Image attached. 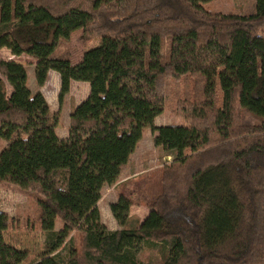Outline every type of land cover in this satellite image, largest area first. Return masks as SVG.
<instances>
[{"label": "trees", "instance_id": "obj_1", "mask_svg": "<svg viewBox=\"0 0 264 264\" xmlns=\"http://www.w3.org/2000/svg\"><path fill=\"white\" fill-rule=\"evenodd\" d=\"M211 1L0 0V50L32 57L40 85L56 71L61 99L71 81L90 84L60 138V112L33 93L24 64L0 56V184L36 194L46 235L29 263L0 210V264H151L146 247L160 264H264V0L250 14ZM77 30L101 42L73 65L62 44ZM168 107L187 123L156 126ZM148 129L174 159L158 192L120 191L111 211L122 228L110 230L102 189ZM136 195L149 209L137 221Z\"/></svg>", "mask_w": 264, "mask_h": 264}, {"label": "rangeland", "instance_id": "obj_2", "mask_svg": "<svg viewBox=\"0 0 264 264\" xmlns=\"http://www.w3.org/2000/svg\"><path fill=\"white\" fill-rule=\"evenodd\" d=\"M257 0H213L205 6L212 11L224 13L250 14L256 10ZM62 51L66 53L73 65H76L82 58L86 48L99 45L100 38L92 37L85 39L84 31L77 30L67 41H63ZM0 56L7 60H15L27 67L29 86L33 93L40 91L51 108L60 112V121L57 133L60 138H66L69 134L70 114L73 105H79L87 99L90 94V84L84 81L73 80L69 92L60 98L61 79L57 72L49 73L46 82L40 85L35 77V60L23 54L13 55L10 50H0ZM246 116V115H245ZM187 123L183 116L177 114L172 108H166L155 119L156 126L180 125ZM157 132L148 129L131 157V160L121 175L119 181L113 185H105L102 189V197L98 203L101 212L102 222L110 230H119L122 226L115 219L111 204L117 202L120 191L133 190L136 186L144 185L155 193L160 189L162 170L170 165L174 159L173 155L157 147L154 137ZM6 142L0 143V150ZM130 208L131 220H143L149 214L148 207L141 201L138 195L133 198ZM0 210L7 213L14 219V225L6 233L9 243L19 249H26L30 253L29 263L43 259L45 251L46 235L41 230L38 221L37 197L35 193L23 191L11 184H0ZM137 221V220H136ZM59 226V225H58ZM57 226V227H58ZM73 240L68 242L70 246L80 247L82 234L74 233ZM72 243V244H71ZM140 258L151 264H160L155 250L146 247L140 253Z\"/></svg>", "mask_w": 264, "mask_h": 264}, {"label": "crops", "instance_id": "obj_3", "mask_svg": "<svg viewBox=\"0 0 264 264\" xmlns=\"http://www.w3.org/2000/svg\"><path fill=\"white\" fill-rule=\"evenodd\" d=\"M2 49H4V48H2ZM6 49H7V48H6ZM8 50H9V49H8ZM10 52H11V51H10ZM53 71H54V70H53ZM50 72H52V71H50ZM50 72H49V73H50ZM55 72H56V71H55Z\"/></svg>", "mask_w": 264, "mask_h": 264}]
</instances>
